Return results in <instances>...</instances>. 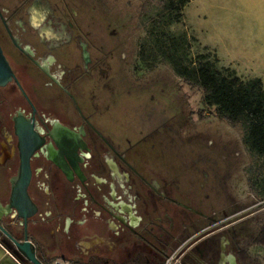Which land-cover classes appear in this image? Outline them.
Wrapping results in <instances>:
<instances>
[{"label": "flooded vegetation", "instance_id": "af4514ba", "mask_svg": "<svg viewBox=\"0 0 264 264\" xmlns=\"http://www.w3.org/2000/svg\"><path fill=\"white\" fill-rule=\"evenodd\" d=\"M115 34L84 29L66 0H0V241L22 264L13 239L44 264H163L175 249L181 264H261L264 206L242 204L236 156L197 129L183 80L171 113L156 109L165 81L148 83L152 115L116 107Z\"/></svg>", "mask_w": 264, "mask_h": 264}, {"label": "rangeland", "instance_id": "374dc122", "mask_svg": "<svg viewBox=\"0 0 264 264\" xmlns=\"http://www.w3.org/2000/svg\"><path fill=\"white\" fill-rule=\"evenodd\" d=\"M66 1L77 11L84 29L105 34L116 32L114 37L106 38V44H119L122 54L125 53L120 62L121 84L116 88L114 100L123 114L152 115L153 110L146 102L151 94L155 98L158 95L148 83L157 81H165L169 90L165 96L168 100H159L156 109L161 110L164 105L171 113L178 105L179 79L169 64L160 55L145 59L149 49L154 48V35L161 28L175 35L186 32V54L192 64L199 54H207L210 59L218 58V68H235L243 78L257 76L264 80V0H189L181 9L180 19L169 25L165 21L178 12L176 3L162 8L157 0ZM195 90L198 107L204 108L205 114L197 129L211 134L209 138L218 143H225L236 156L232 183L242 204L264 206V160L249 150L243 127L218 119L214 107L205 108L197 87ZM183 113L186 117V107ZM184 120L178 127L191 125ZM251 254L264 264L263 246H253Z\"/></svg>", "mask_w": 264, "mask_h": 264}, {"label": "trees", "instance_id": "16d2710c", "mask_svg": "<svg viewBox=\"0 0 264 264\" xmlns=\"http://www.w3.org/2000/svg\"><path fill=\"white\" fill-rule=\"evenodd\" d=\"M188 1L157 0L162 8L172 7L176 3L178 12L169 16L165 25L180 19L181 9ZM157 32L153 38L154 48L149 49L145 59L160 55L169 64L174 75L183 80L181 85L185 98H193L197 87L205 108L214 107L218 119L233 126H242L244 142L249 150L264 160V84L261 79L243 78L235 69L218 68V58L214 56L210 59L207 54H199L196 62L192 64L186 54V32L175 35L166 33L162 28ZM193 102L194 105L197 104L195 97ZM199 113L200 118L205 117L204 108ZM262 229L260 237L264 241V222ZM243 264L260 263H255L248 255H243Z\"/></svg>", "mask_w": 264, "mask_h": 264}, {"label": "water", "instance_id": "95a60500", "mask_svg": "<svg viewBox=\"0 0 264 264\" xmlns=\"http://www.w3.org/2000/svg\"><path fill=\"white\" fill-rule=\"evenodd\" d=\"M12 72L11 69L7 63V60L5 59L3 52L0 47V83L6 82L8 79H10ZM18 210V208H16ZM2 218V212L0 211V221ZM0 230L5 232L3 226L0 223ZM14 248L21 252L27 259V261L30 264H44L42 261L38 260L31 248L30 243L23 241H17L13 239ZM0 247L3 248L4 254L0 257V261L3 260H13L14 264H22V262L14 255L13 252L10 251L9 247L5 245L2 241H0ZM2 259V260H1ZM228 264H237L235 256L232 254H229L227 256Z\"/></svg>", "mask_w": 264, "mask_h": 264}, {"label": "built area", "instance_id": "2783aa9c", "mask_svg": "<svg viewBox=\"0 0 264 264\" xmlns=\"http://www.w3.org/2000/svg\"><path fill=\"white\" fill-rule=\"evenodd\" d=\"M48 264H71L67 260H53ZM163 264H181V255L179 254V249H175L170 252L164 259Z\"/></svg>", "mask_w": 264, "mask_h": 264}, {"label": "crops", "instance_id": "0c3cea01", "mask_svg": "<svg viewBox=\"0 0 264 264\" xmlns=\"http://www.w3.org/2000/svg\"><path fill=\"white\" fill-rule=\"evenodd\" d=\"M235 69V68H234ZM236 70V69H235ZM237 71V70H236ZM239 74V73H238ZM244 77V76H243ZM253 77H257V76H253ZM246 78V77H245ZM248 78H251V77H248ZM260 78V77H259ZM261 79V78H260ZM262 83H264V80L263 78L261 79ZM4 250L3 248L0 247V257L4 254ZM2 260V259H1ZM75 264H90V262H85V261H75L73 262ZM0 264H14V261L12 260H3V261H0Z\"/></svg>", "mask_w": 264, "mask_h": 264}]
</instances>
